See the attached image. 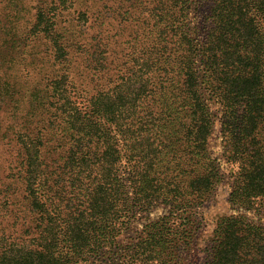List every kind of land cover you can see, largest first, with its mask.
Wrapping results in <instances>:
<instances>
[{"label": "trees", "instance_id": "1", "mask_svg": "<svg viewBox=\"0 0 264 264\" xmlns=\"http://www.w3.org/2000/svg\"><path fill=\"white\" fill-rule=\"evenodd\" d=\"M127 1L131 2V6L146 5L145 0ZM152 1L156 2L152 9L160 17L154 25L159 28L158 38L161 37L162 43L154 44L151 53H156L157 49L167 53L169 45L173 48L168 57L173 55V51H183L190 75L189 92L202 112V120H199L198 129L190 134V140H196L201 145V150H204L202 158L208 156L206 150L214 121L203 100L201 89H204L223 105V137L230 151L229 160H239L242 164L232 201L251 208L256 198L264 201V0ZM61 5L69 6L68 0H61ZM59 9L60 5L54 3L49 10H39L38 22L33 30L54 37L53 22L49 16H56ZM143 9L147 10V7ZM128 12L129 9L125 11ZM160 21H164L163 25L168 21L166 26L170 28L164 30L165 26L159 24ZM170 36L173 42L169 43ZM174 36L178 38L174 40ZM53 41L59 50L64 49L57 36ZM101 43L98 41L95 48H100ZM97 49L89 56L92 57ZM141 51L143 53L136 59L142 65L131 68L127 76L108 90H98L91 95L86 99L85 107L79 106L73 98L67 86V74L65 90H62L64 84L55 82L57 86L52 87L53 93L45 97L50 100V106L45 105L50 123L44 128L53 127L55 123L63 125L64 121L61 129L69 132L71 146L60 159L63 163L49 170L42 153L43 133L36 136L21 134V150L26 152V157H23L24 186L31 212H35L36 235H32L30 227L25 234L31 232L32 237L24 239L1 230L0 264H78L94 256L105 259L103 255L106 252L109 257L111 251L118 253L117 237L128 225L122 219L132 217L136 206L147 209L164 201L167 203L168 200L152 188L150 179L142 186L138 184L136 174L140 162L134 156H129L127 160L134 175L131 178L132 194H128L119 174L126 144L123 125L127 124L128 128L140 125L143 120L141 108L147 106L153 109L149 100H145L153 86L160 83L163 91L164 83L169 80L167 76L154 79L153 76L144 78L143 74L139 78L135 76L143 66L151 70L157 65L146 58V50ZM198 57L204 67L202 74H198L194 67ZM157 71L164 74L170 72L166 67L157 68ZM200 76L203 83L199 81ZM35 97L32 99L33 106H41L39 100L43 96L37 91ZM254 113L256 117L253 120ZM124 114L127 116L123 121ZM148 116L152 117L150 122L155 120L154 111L148 112ZM188 155L190 161L197 162L192 151ZM208 164L210 171L217 168L211 162ZM212 176L206 173L200 180L211 185ZM169 218L170 215L160 216L145 224L143 230L135 231L126 246L130 264H173L160 260L162 257L153 253L154 244L159 242L156 237L160 233L163 240L169 239L166 227ZM223 219L230 221L226 239L220 242L217 251L211 245L214 251L207 264H264V224L244 217L247 231H250L247 235L249 260L245 261L239 253L245 238L235 228L242 217L229 215ZM176 243L172 249L176 248ZM108 245L111 248L105 250ZM145 253H148L146 260ZM109 264H120V261L110 257Z\"/></svg>", "mask_w": 264, "mask_h": 264}, {"label": "rangeland", "instance_id": "2", "mask_svg": "<svg viewBox=\"0 0 264 264\" xmlns=\"http://www.w3.org/2000/svg\"><path fill=\"white\" fill-rule=\"evenodd\" d=\"M54 3H58L60 9L56 16L49 17L53 22L54 37L60 39L63 50L58 49L50 34L33 30L39 10H49ZM145 4L147 10L143 9L144 6H131L127 0H68L67 7L61 5V0H0V231L6 230L19 239L36 235L35 212H31L24 186L23 157H26V152L21 150V134L36 136L43 133L42 153L49 170L63 163L60 159L71 146L69 132L61 129L64 121L63 125L55 123L53 127L44 128L50 123L45 105L50 106L47 98L53 93L52 87L57 86L55 82L64 84L62 90H65L67 74V86L73 98L79 106L85 107L86 99L91 95L98 90H108L127 76L131 68H139L142 63H138L136 58L144 49L146 58L157 65L151 70L143 66L135 76L139 78L143 74L144 78L153 76V79L167 76L169 80L164 83L163 91L160 83L153 86L150 96L145 99L153 109L141 108L143 120L140 125L131 128L123 125L126 144L119 174L128 194H132L131 178L134 175L127 160L134 156L140 162L136 174L138 184L142 186L150 179L152 188L168 201L147 209L138 205L132 217L128 220L123 218L128 225L117 237L118 253L111 251L110 257L118 259L120 264H130L126 246L135 231L143 230L145 224L160 216L170 215L166 225L169 239L163 240L160 233L153 253H158L162 257L160 260L173 264H207L214 251L211 245L217 251L220 242L226 239L230 221L223 217L238 215L242 219L235 228L245 238L239 253L243 260L248 261L247 235L250 231H247L244 217L264 224V201L256 198L251 208L232 201L242 164L239 160H229L230 151L223 137V105L204 89H201L203 100L214 121L206 150L208 156L202 158L204 150H201V145L190 140V134L198 129L199 120H202V112L189 92L187 61L182 50L173 51V55L168 57L172 52L171 45L167 47V53L159 49L151 53L154 44L162 43L161 37L158 38L159 28L154 25L160 17L152 9L155 1L145 0ZM127 9L129 12L125 13ZM191 16L193 21V14ZM163 22L159 24L163 25ZM167 24L165 21L164 30L170 28ZM174 37V40L178 38ZM98 41L102 43L97 49ZM168 42H173L171 36ZM95 49L94 55L89 56ZM165 67L169 73L157 71V68ZM194 67L198 74L204 71L199 57L195 59ZM172 80L174 82L169 86ZM199 81L203 83L202 76ZM37 91L43 97L39 100L41 106L34 107L32 99L36 98ZM150 111L156 115L152 122V117L148 116ZM126 116L124 114L123 121ZM255 117L254 113L253 120ZM191 151L196 155L195 163L190 161L188 154ZM210 162L217 166L214 171H210ZM206 173L213 175L211 185L200 180ZM29 227L33 234H25ZM174 243L176 248L172 249ZM110 248L108 245L105 250ZM147 255L144 254L145 260ZM103 256L105 259L94 256L78 264H109L108 253Z\"/></svg>", "mask_w": 264, "mask_h": 264}]
</instances>
